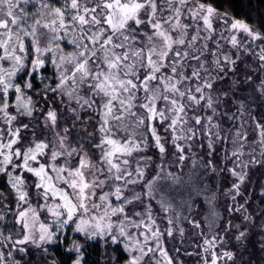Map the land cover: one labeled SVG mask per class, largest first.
I'll return each instance as SVG.
<instances>
[{
    "label": "snow or ice",
    "instance_id": "6c2138e0",
    "mask_svg": "<svg viewBox=\"0 0 264 264\" xmlns=\"http://www.w3.org/2000/svg\"><path fill=\"white\" fill-rule=\"evenodd\" d=\"M240 3L0 0V264H264V9Z\"/></svg>",
    "mask_w": 264,
    "mask_h": 264
},
{
    "label": "trees",
    "instance_id": "16d2710c",
    "mask_svg": "<svg viewBox=\"0 0 264 264\" xmlns=\"http://www.w3.org/2000/svg\"><path fill=\"white\" fill-rule=\"evenodd\" d=\"M257 2H258V8L264 9V0H257ZM217 3L221 6V10H223L226 7H229V0H217ZM258 8L251 7V10L255 12L258 10ZM231 10L236 13L238 18L246 15L248 12V9L243 7V5L240 3V0H231ZM96 255L97 253L93 252V258H95Z\"/></svg>",
    "mask_w": 264,
    "mask_h": 264
}]
</instances>
